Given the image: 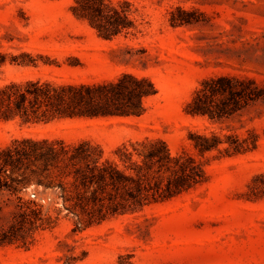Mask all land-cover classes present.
Returning a JSON list of instances; mask_svg holds the SVG:
<instances>
[{
	"label": "rangeland",
	"instance_id": "obj_1",
	"mask_svg": "<svg viewBox=\"0 0 264 264\" xmlns=\"http://www.w3.org/2000/svg\"><path fill=\"white\" fill-rule=\"evenodd\" d=\"M116 3L120 0H111ZM138 32L103 40L70 12L73 0H0V86L28 79L97 83L128 72L157 93L139 117L0 120V149L34 139L99 146L104 157L128 141L160 138L171 153L197 156L207 181L170 201L84 230L61 210L27 247H0V264H264V101L224 123L191 117L184 107L204 79L233 75L264 87V0H127ZM172 18L187 23L172 25ZM27 53L35 66L11 65ZM27 60V59H26ZM256 136L254 151L199 157L192 132ZM56 190L29 184L19 194L55 217ZM0 199V225L17 211Z\"/></svg>",
	"mask_w": 264,
	"mask_h": 264
},
{
	"label": "trees",
	"instance_id": "obj_2",
	"mask_svg": "<svg viewBox=\"0 0 264 264\" xmlns=\"http://www.w3.org/2000/svg\"><path fill=\"white\" fill-rule=\"evenodd\" d=\"M71 14L85 22L103 40L138 32L127 0H73ZM187 23L172 18V25ZM27 59V60H26ZM30 54L11 58V65L35 66ZM6 55L0 53V68ZM157 93L152 81L124 72L112 80L72 83L28 79L0 86V120L22 123L74 118L139 117L146 100ZM264 101V87L255 80L233 75L204 79L184 107L191 117L224 123L252 104ZM195 153L205 158L232 157L252 152L256 136L240 137L222 132H192ZM104 157L103 150L89 142L77 146L48 140L19 139L0 149V199L15 195L18 209L7 225H0V247L27 248L39 230L52 228L61 210L75 217V229L84 230L102 222L139 213L144 208L170 201L203 185L207 174L197 156L173 155L160 138L128 141ZM56 190L60 208L51 217L42 204L19 196L29 184Z\"/></svg>",
	"mask_w": 264,
	"mask_h": 264
}]
</instances>
